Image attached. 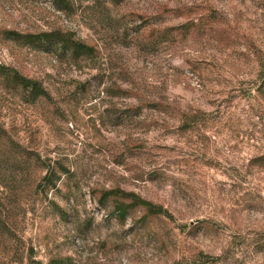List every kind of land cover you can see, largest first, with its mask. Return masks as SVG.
Segmentation results:
<instances>
[{
  "label": "rangeland",
  "instance_id": "1",
  "mask_svg": "<svg viewBox=\"0 0 264 264\" xmlns=\"http://www.w3.org/2000/svg\"><path fill=\"white\" fill-rule=\"evenodd\" d=\"M69 1L0 0V264H264V0Z\"/></svg>",
  "mask_w": 264,
  "mask_h": 264
},
{
  "label": "trees",
  "instance_id": "2",
  "mask_svg": "<svg viewBox=\"0 0 264 264\" xmlns=\"http://www.w3.org/2000/svg\"><path fill=\"white\" fill-rule=\"evenodd\" d=\"M52 3L57 7L58 10L65 11L69 9L70 6V1L69 0H50ZM92 2L91 6L89 8H104L105 10H108V7L105 4H109L111 6H118L125 2V0H90ZM102 5V7H101ZM100 13V12H99ZM104 13H100V17H97L98 20H102ZM184 24H190V22H186ZM30 36H27L29 38ZM36 40H46L48 41L50 38H56V41L59 42L57 43V46H62L64 49L68 48L70 51V55L73 58H78V57H83V56H90L92 54V48L89 46L84 45L82 42L75 41L71 39L70 37H59V34L56 33H46V34H40L37 36H34ZM69 46V47H68ZM66 47V48H65ZM67 51V49H66ZM0 82H6L7 84H10L15 89L21 90V93L29 100L35 101L38 98H47V94L44 92V90L41 87V84L37 82L36 80H32L30 78H26L23 75H21L18 71L9 68L4 65H0ZM260 90L264 91V74L260 77ZM48 99V98H47ZM19 155L16 154L14 155L11 160H9V156H4V162L12 161L14 164L18 165L21 163L27 164L32 157L27 156L24 158V160L21 157L17 158ZM39 167L44 168V175L40 179V183L43 184L44 186L42 188H46L50 186L49 188L55 189L56 188V183L59 182L60 176H56L57 173H62V174H69V170L66 169L63 164H61L58 161L53 162L52 164L48 161L46 162L44 159L41 160L39 159L38 161ZM116 194V192L108 191L102 194L101 198L102 200H105L109 195ZM132 197V203L134 205H139L143 206L147 209L148 213L151 215H166V211L161 208L157 207L149 202H146L144 200L138 199L134 196ZM133 205V206H134ZM118 213L124 217L126 213V207L120 206L118 209ZM2 221L0 220V227L3 229L4 226H2ZM0 235L3 236L2 231L0 230ZM260 246V245H259ZM50 264H70V261L67 259L64 260H52L50 261Z\"/></svg>",
  "mask_w": 264,
  "mask_h": 264
}]
</instances>
